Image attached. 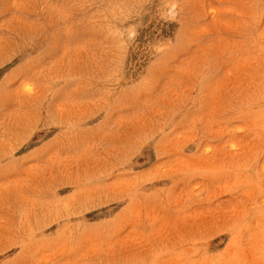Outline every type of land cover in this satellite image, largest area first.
Masks as SVG:
<instances>
[{
	"label": "rangeland",
	"instance_id": "rangeland-1",
	"mask_svg": "<svg viewBox=\"0 0 264 264\" xmlns=\"http://www.w3.org/2000/svg\"><path fill=\"white\" fill-rule=\"evenodd\" d=\"M0 264H264V0H0Z\"/></svg>",
	"mask_w": 264,
	"mask_h": 264
}]
</instances>
